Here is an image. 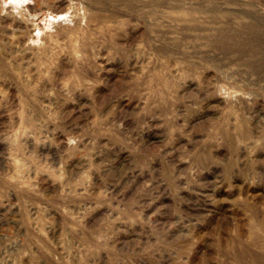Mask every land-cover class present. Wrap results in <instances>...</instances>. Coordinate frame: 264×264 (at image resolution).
<instances>
[{
	"label": "rangeland",
	"instance_id": "374dc122",
	"mask_svg": "<svg viewBox=\"0 0 264 264\" xmlns=\"http://www.w3.org/2000/svg\"><path fill=\"white\" fill-rule=\"evenodd\" d=\"M0 264H264V0H0Z\"/></svg>",
	"mask_w": 264,
	"mask_h": 264
}]
</instances>
